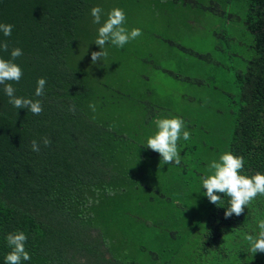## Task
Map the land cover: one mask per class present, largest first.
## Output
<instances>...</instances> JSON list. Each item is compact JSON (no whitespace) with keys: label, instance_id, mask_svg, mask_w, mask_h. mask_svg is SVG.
I'll return each instance as SVG.
<instances>
[{"label":"trees","instance_id":"obj_1","mask_svg":"<svg viewBox=\"0 0 264 264\" xmlns=\"http://www.w3.org/2000/svg\"><path fill=\"white\" fill-rule=\"evenodd\" d=\"M122 1L0 0V23L13 25L10 36L0 32L9 48L0 58L10 59L13 48L23 53L14 61L23 72L18 83L11 82L15 95L43 106L40 115L16 109L0 86V264L10 251L6 235L18 230L28 238L31 257L22 264H264V253L252 254L245 239L259 235L264 196L227 219V196L218 194L219 205L199 201L197 163H205L197 162L196 142L179 139L181 163L163 164L146 148L163 106L131 95L123 86L129 82L90 75L71 59L77 30L82 23L87 29L91 9L103 2L120 8ZM133 1L147 2L160 25L182 17L189 24L197 7L234 17L224 15V4L215 0ZM240 21L249 37L233 71L237 94L219 151L242 156L240 174L251 177L264 175V0H245ZM38 78L46 80L40 97ZM89 104L110 113L95 119ZM122 104L129 106L121 108L125 115L118 111ZM43 137L52 143L44 146ZM34 139L39 152L31 150ZM228 234H234L240 260L223 245Z\"/></svg>","mask_w":264,"mask_h":264},{"label":"rangeland","instance_id":"obj_2","mask_svg":"<svg viewBox=\"0 0 264 264\" xmlns=\"http://www.w3.org/2000/svg\"><path fill=\"white\" fill-rule=\"evenodd\" d=\"M215 1L220 5L224 4V15L234 13L232 20L202 12L197 7V12H191L189 24L182 17L173 19V22L168 21L167 25H160L161 19L152 18L147 2L123 0L120 9L126 16L124 27L129 30L139 28L142 35L123 47L106 43L104 50L108 55L93 65L90 53L100 51L94 41L101 25L94 24L90 16L91 23L86 30L82 28L83 23L79 26L74 52L71 53V59L90 75L111 82L125 80L129 83L123 86L131 95L150 98L152 103L163 106L165 111L161 118L189 119L185 124L189 130L184 128L190 133V140L186 142H196L197 162L205 163L204 167L197 163L196 192L197 199L201 202L209 200L203 195L205 190L200 178L206 174L210 162L224 153L219 149L224 145V131L230 127L231 101H234L237 94L233 71L246 54L244 50L249 37L240 21L245 0ZM97 6L103 9V23L107 13L114 7L105 2ZM82 32L86 34L82 36ZM170 43L180 44L198 54H208L209 59L186 54ZM181 77L197 80V84ZM143 88H147L149 93H145ZM119 107L118 111L123 115L126 112L122 109L129 108L127 104ZM142 111L141 109L140 112ZM88 112L95 119L100 114L105 118L110 113L106 109L101 112L97 109L93 111L90 107ZM194 121L199 124L197 129L190 131L195 127ZM180 139L185 142L182 134ZM227 236L223 245L228 255L240 260L235 253L237 244L234 234Z\"/></svg>","mask_w":264,"mask_h":264},{"label":"clouds","instance_id":"obj_3","mask_svg":"<svg viewBox=\"0 0 264 264\" xmlns=\"http://www.w3.org/2000/svg\"><path fill=\"white\" fill-rule=\"evenodd\" d=\"M103 9L99 6L91 9L93 23L101 25L97 30V36L94 41L100 51L90 53L91 63L97 64L102 58L108 55L105 49L106 43H111L116 47H123L125 44L135 40L142 35L139 28L131 30L124 27L126 16L122 9L112 8L107 13L106 20L101 23ZM13 25L0 23V32L5 37L12 33ZM8 43L0 42V51L7 52ZM22 50L13 48L10 52V59L0 58V86H3V92L9 98V103L16 109H28L34 115H40L43 111L42 103L39 100L33 101L29 98L18 97L15 95L16 89L11 82L18 83L23 75L22 69L14 62L22 55ZM45 78H38L35 95L37 97L44 95ZM89 107L95 111V104H89ZM155 132L147 138V149H150L160 156L163 164L175 163L179 165L181 158L178 150V141L181 134L185 141L190 139V133L184 130L185 122L183 119L161 118L154 120ZM44 146H49L52 141L48 137L42 138ZM31 150L40 151L39 143L34 139L31 141ZM242 156L233 155L231 152H224L218 159L212 160L208 165L205 175L200 180L202 188L205 190L203 195L207 197L210 203L219 205L221 195L227 196L228 206L224 211V218H231L233 215L239 217L243 214L246 206L257 197L264 196V175L257 172L255 175L248 177L240 174L244 166ZM260 229L258 237L246 235L245 239L250 245L252 254L264 253V220L258 224ZM10 251L5 256L4 264H22V261L31 259L25 249L27 236L23 231L8 233L5 237Z\"/></svg>","mask_w":264,"mask_h":264}]
</instances>
